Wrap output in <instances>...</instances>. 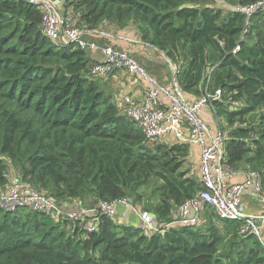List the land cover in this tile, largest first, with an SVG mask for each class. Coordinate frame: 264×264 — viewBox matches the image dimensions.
Wrapping results in <instances>:
<instances>
[{
	"label": "trees",
	"instance_id": "trees-1",
	"mask_svg": "<svg viewBox=\"0 0 264 264\" xmlns=\"http://www.w3.org/2000/svg\"><path fill=\"white\" fill-rule=\"evenodd\" d=\"M261 1L226 0L225 9L215 0H65V13L73 26L89 30L131 24L176 66L185 94L222 91L224 162L264 180V11L247 24L237 11ZM41 18L27 2L0 0V156L11 163L0 159V190L8 184L6 170L59 201L92 204L129 198L154 181L160 185L153 213L167 223L202 190L198 176L182 169L188 145L148 147L89 76V54L52 43ZM217 220L220 228L207 223L145 234L102 217L89 234L44 213L0 209V264H264L255 236L241 235L239 222Z\"/></svg>",
	"mask_w": 264,
	"mask_h": 264
},
{
	"label": "built area",
	"instance_id": "built-area-1",
	"mask_svg": "<svg viewBox=\"0 0 264 264\" xmlns=\"http://www.w3.org/2000/svg\"><path fill=\"white\" fill-rule=\"evenodd\" d=\"M21 1L38 8L42 17V33L52 43L59 47L74 45L86 53H99L102 60L91 66L90 77L102 80L120 70L146 85V90L139 97L128 95L121 99L124 116L140 130L146 142L173 136L174 143L199 147L198 176L202 190L173 211L165 224H159L149 211L137 209L128 198L114 202L98 200L90 207L66 212L55 196L31 188L21 190L13 187L0 191V209L10 213L20 209L44 213L55 222L68 221L89 234L99 230L102 217L116 220L117 206L129 208L139 219L138 228L151 233L171 227L197 228L205 211L211 210L220 220L241 223L240 234L255 236L264 248V237L255 221L257 218L246 216L241 211V199L247 187H253L257 197L264 199L262 179L259 174L249 172L242 184H232L235 172L223 159L226 133L221 130L222 122L218 117V104L223 102L222 91L205 88L198 98L188 101L176 78L168 85H159L126 52L81 39V32L72 26V17L65 13L63 6L58 9L53 0ZM260 10L264 11V1L237 9L245 16L246 24ZM238 51L237 45L232 53ZM203 110L211 115L209 125L200 118ZM260 220H264V216Z\"/></svg>",
	"mask_w": 264,
	"mask_h": 264
},
{
	"label": "crops",
	"instance_id": "crops-1",
	"mask_svg": "<svg viewBox=\"0 0 264 264\" xmlns=\"http://www.w3.org/2000/svg\"><path fill=\"white\" fill-rule=\"evenodd\" d=\"M57 6H63L65 9V0H55ZM224 8L225 4H224ZM76 27V26H75ZM81 32V39L88 42H94L96 45L112 46L116 49L122 50L134 57L145 69L148 75L153 77L159 85H168L172 81L176 74H173L175 66L170 63L163 53L150 45L143 43L140 35L137 33L133 25L129 24L124 28H118L113 25L103 24L94 30H89L84 26L76 27ZM91 63H97L102 60L99 53H88ZM176 67V66H175ZM176 71V70H175ZM170 78V81H169ZM169 81V82H168ZM100 87L112 97V102L121 106L120 101L125 96L139 97L145 90L146 85L132 76H129L124 71H115L111 76L98 80ZM186 96V95H185ZM197 97L194 95H187L188 101L194 100ZM164 103V101L162 100ZM200 118L208 123H211V115L209 111L203 110L200 114ZM161 143L170 144L173 141V136L169 138L160 139ZM189 153L187 157V166L197 169L199 175V147L194 145H188ZM248 173L245 170L235 171L234 177L231 180L232 184H242L247 178ZM11 179L8 180V184L0 191L3 192L7 188H20L26 190L30 188L25 186L20 176L11 172ZM199 178V176H198ZM263 191H264V180ZM21 184L23 186H21ZM62 209L66 212L77 210L91 203L90 199L86 200H67L61 201ZM241 211L242 214L250 217L257 218L256 223L260 226L262 235L264 237V220H260V217L264 216V199L261 200L257 197L253 187H247L244 191L241 199ZM205 214L202 216V218ZM208 218V217H207ZM203 221V220H202ZM118 224L130 225L133 227L139 226V219L129 210L127 207H116V220ZM207 222V221H206Z\"/></svg>",
	"mask_w": 264,
	"mask_h": 264
},
{
	"label": "rangeland",
	"instance_id": "rangeland-1",
	"mask_svg": "<svg viewBox=\"0 0 264 264\" xmlns=\"http://www.w3.org/2000/svg\"><path fill=\"white\" fill-rule=\"evenodd\" d=\"M52 1V0H51ZM53 3L55 6H57V2L55 0H53ZM224 4H226V0H215V3H214V6L216 8H221ZM58 9H62V5H60L59 7L57 6ZM64 11H62L63 13ZM68 14L70 13L69 10L67 12ZM73 26V25H72ZM74 28H76L75 26H73ZM77 29V28H76ZM244 38V37H243ZM249 43H252L253 42V39L249 40L248 41ZM138 62V61H137ZM139 63V62H138ZM140 64V63H139ZM141 65V64H140ZM142 66V65H141ZM173 68L176 70H174L173 74H175L177 72V68L175 66H173ZM169 81H170V78H169ZM168 81V82H169ZM185 94V93H184ZM186 96L187 95H190V94H185ZM225 131L226 133L228 134L229 130H227L225 128ZM148 147L152 148L156 145H159L161 144V140L160 139H156V140H153V141H150L148 142ZM0 159L5 163V165L9 167H11V163L9 162V160L3 158L0 156ZM184 169H189L190 173H189V176L193 175V176H198V173H197V169H193L191 167H188L187 166V163L184 164L183 168ZM11 172L12 171H8L6 170V178H7V181L11 179L12 175H11ZM25 184V183H24ZM160 185L159 182H151L148 186H145V187H141L139 188L134 195L130 196L128 199L133 202V206L137 207V209H141V210H147L149 211L152 215H155L153 213L154 211V207L158 204V194L159 192H157V187ZM21 186H23L21 184ZM25 186H28L27 184H25ZM31 189H35V190H38L36 188H34L33 186H29ZM28 189V188H27ZM8 190V188L6 189ZM41 191V190H39ZM43 192V191H42ZM94 204V203H93ZM92 205V203L90 204H87L85 205L84 207L87 208V207H90ZM205 216L202 218V223L200 224V226H198L197 228H204V226L208 223H212L214 225H216L218 228H220L218 225H220V223L218 222L219 220H217V217L216 215L213 213V211L211 210H207L205 211ZM203 214V215H204ZM212 217V220L209 221V217ZM208 217V218H207ZM207 221V222H206ZM208 226V225H207ZM145 234H149V232H146L144 231Z\"/></svg>",
	"mask_w": 264,
	"mask_h": 264
},
{
	"label": "water",
	"instance_id": "water-1",
	"mask_svg": "<svg viewBox=\"0 0 264 264\" xmlns=\"http://www.w3.org/2000/svg\"><path fill=\"white\" fill-rule=\"evenodd\" d=\"M176 74V73H175ZM175 78H176V76H175Z\"/></svg>",
	"mask_w": 264,
	"mask_h": 264
}]
</instances>
